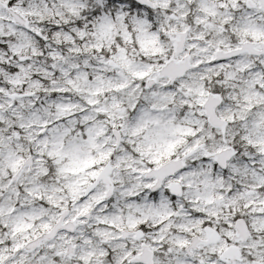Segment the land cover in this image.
<instances>
[{"label": "clouds", "instance_id": "obj_1", "mask_svg": "<svg viewBox=\"0 0 264 264\" xmlns=\"http://www.w3.org/2000/svg\"><path fill=\"white\" fill-rule=\"evenodd\" d=\"M0 264H264V0H0Z\"/></svg>", "mask_w": 264, "mask_h": 264}]
</instances>
